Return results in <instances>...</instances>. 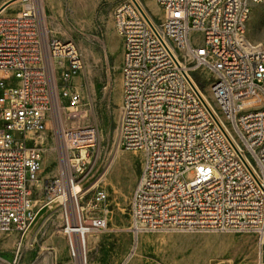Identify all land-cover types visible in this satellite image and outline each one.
I'll use <instances>...</instances> for the list:
<instances>
[{"label":"built area","instance_id":"built-area-1","mask_svg":"<svg viewBox=\"0 0 264 264\" xmlns=\"http://www.w3.org/2000/svg\"><path fill=\"white\" fill-rule=\"evenodd\" d=\"M262 1L156 0L157 16L141 0L115 7L120 145L142 155L130 212L137 239L167 230L249 232L260 249L256 264H264V46L247 37ZM84 68L77 44L51 36L37 7L0 12V231L23 237L36 221L41 141L51 132L60 157L51 189L72 255L86 264V238L106 230L108 218L85 221L80 198L95 185L67 198L91 173L98 137L97 127L70 123L82 112L70 83ZM107 194L97 190L95 200Z\"/></svg>","mask_w":264,"mask_h":264},{"label":"rangeland","instance_id":"rangeland-1","mask_svg":"<svg viewBox=\"0 0 264 264\" xmlns=\"http://www.w3.org/2000/svg\"><path fill=\"white\" fill-rule=\"evenodd\" d=\"M7 1L0 0V6ZM16 1L6 6L5 13L26 7L23 0ZM120 1H30L41 11L51 36L73 40L85 60L84 70L70 83L81 95V117L70 123L95 126L98 137L90 151L91 173L82 181L83 187L78 183L83 190L95 187L83 194L80 204L85 221L94 216L108 218L106 230L86 238V264H256L260 249L253 233L167 230L143 232L137 239L130 229L131 199L141 173L142 155L120 145L123 42L113 21ZM141 1L150 14L160 15L156 0ZM247 37L264 46V0L253 6ZM196 76L203 80L202 90L213 103L208 73L199 69ZM41 145L45 151L44 178L34 191L39 215L23 237L18 231H0V264H81L69 246L59 195L51 189V182L59 175L60 160L51 132ZM100 189L106 190L107 199L97 202L95 195Z\"/></svg>","mask_w":264,"mask_h":264},{"label":"bare ground","instance_id":"bare-ground-1","mask_svg":"<svg viewBox=\"0 0 264 264\" xmlns=\"http://www.w3.org/2000/svg\"><path fill=\"white\" fill-rule=\"evenodd\" d=\"M19 1H21V0H17V1L14 2V3H17V2H19ZM23 1L26 2V3H25V6H26V7L33 6L32 3L30 2V1H32V0H23ZM38 1H40V0H38ZM14 3H13V4H14ZM7 9H8V7H5L2 11L5 12ZM204 95H205V94H204ZM205 97L209 100V98H208L206 95H205ZM82 190H83V189H82L81 185H79V184H75L74 187H73L71 190H69V191L67 192V198H68L69 200H70V199H74L75 195L78 196V193H80ZM61 198L63 199L64 197L61 196ZM98 236H99V235H98ZM90 237H91V236H90ZM93 239H94V238H93ZM95 240L97 241V240H98V237H96ZM90 246H91V245H90ZM89 251L92 252V251H93V248H90ZM81 264H85V263H84V262H81Z\"/></svg>","mask_w":264,"mask_h":264},{"label":"water","instance_id":"water-1","mask_svg":"<svg viewBox=\"0 0 264 264\" xmlns=\"http://www.w3.org/2000/svg\"><path fill=\"white\" fill-rule=\"evenodd\" d=\"M14 0H10V1H7L6 3H4V4H2L1 6H0V12H2V10L6 7V6H8L11 2H13Z\"/></svg>","mask_w":264,"mask_h":264}]
</instances>
